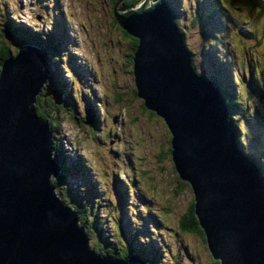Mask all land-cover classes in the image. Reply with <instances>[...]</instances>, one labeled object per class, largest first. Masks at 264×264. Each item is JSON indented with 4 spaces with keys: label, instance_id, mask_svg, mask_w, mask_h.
Here are the masks:
<instances>
[{
    "label": "water",
    "instance_id": "obj_1",
    "mask_svg": "<svg viewBox=\"0 0 264 264\" xmlns=\"http://www.w3.org/2000/svg\"><path fill=\"white\" fill-rule=\"evenodd\" d=\"M165 5L142 0L114 12L137 40L135 96L169 133L170 160L191 191L210 257L218 264H264L259 168L236 147L222 93L190 63L176 15ZM41 52L17 45L0 62V264H154L133 252L121 258L93 248L77 208L56 193L51 118L42 120L33 105L42 90L55 104L62 100L46 84ZM84 113L91 123V111Z\"/></svg>",
    "mask_w": 264,
    "mask_h": 264
},
{
    "label": "rangeland",
    "instance_id": "obj_2",
    "mask_svg": "<svg viewBox=\"0 0 264 264\" xmlns=\"http://www.w3.org/2000/svg\"><path fill=\"white\" fill-rule=\"evenodd\" d=\"M166 1L172 5L168 8L176 15L180 33H184L192 65L203 76L210 75L215 65L205 64L200 54L208 41L201 36L195 10L199 4L212 3L223 15L222 23L214 30L218 40L212 44L211 57L223 64L221 68L225 71L219 79H223L225 89L236 87L233 93L240 100L238 105L244 115L236 117L238 137L246 148L244 129L253 133L257 131V121L264 124V0ZM118 10L109 0H0V50L7 47L14 54L17 48L1 31L8 20L26 34L23 38L12 35L14 40H23L20 45L42 51L33 42L36 36L33 30L63 42L69 55L61 62H66L68 70H74L73 77L70 78L72 72H64L52 59L49 64L46 59L44 63L51 68V78L55 73L60 75L65 90L75 94L77 103L70 99V106L58 108L52 142L68 157L69 165L75 162L84 168L87 186L94 184L95 194L90 201L98 208L99 224L107 240L120 239L119 226L131 246L153 250L152 254L156 251L155 262L161 260L159 264L171 259L166 246L171 247L176 253L173 258L181 264H213L201 236L180 231L178 227V217L186 210L192 194L173 169L166 141L169 133L162 119L142 106L135 96L131 72L121 62L128 39L123 38L119 25L111 22V16ZM128 36L136 39L132 34ZM250 73L258 74L256 87L249 80ZM97 103L103 104L101 109ZM88 109L92 118L96 117L95 124L84 122ZM246 114H250L255 128H248ZM261 143L264 149V139ZM126 179L134 185V192L127 194L124 202L120 181L127 185ZM69 186L73 189L70 183ZM61 199L72 206L69 198ZM141 206L151 214L143 226L139 225L135 212L136 209L140 212ZM89 234L94 235L89 236L90 245L97 249L93 245L97 236Z\"/></svg>",
    "mask_w": 264,
    "mask_h": 264
},
{
    "label": "trees",
    "instance_id": "obj_3",
    "mask_svg": "<svg viewBox=\"0 0 264 264\" xmlns=\"http://www.w3.org/2000/svg\"><path fill=\"white\" fill-rule=\"evenodd\" d=\"M109 1H111L112 6L116 5L117 9L123 10V9H125V8H127L133 4L141 1V0H109ZM163 1L167 5V7L172 6L166 0H163ZM204 1L207 2L206 0H204ZM251 2L253 3L254 0H251ZM181 8H183V6ZM0 14H2V13L0 12ZM220 16H223V15L219 14V10L216 7H214V5L212 3H208V5L205 3H202V4H199L197 6V8L195 10V19L198 22L201 36L208 41L207 45H203V46H205V48L203 50H201L200 54H201L203 62L205 64L215 65V70L213 67L210 66L211 67V72H209L210 75H205V77L213 78L215 80V82L217 83L216 85L222 91L223 96H225L226 105H227L226 106L227 112H228L229 118H231V120H232L233 127L237 131V134H236L237 139H238V141H240V138L238 137L239 125L236 122V117L244 116V115L241 113L242 111L240 109V106L238 105L240 103V100L237 99V96L233 93L236 91L235 90L236 87H235V85H233V90L232 89H230V90L225 89L223 79L222 78L219 79L220 73L221 72L223 73V71H225L224 68H221L223 66V64L222 63H216L215 60L212 59V57H211L212 56V44L216 40V37H217V33L214 30L216 29L215 27L217 24L222 23ZM174 20H175L176 24L179 26L177 19L174 18ZM216 21H218V23H216ZM113 23H114V21H113ZM180 27L181 26H179V29L181 30ZM33 28H35V27H33ZM118 28L121 31L123 38L128 39L127 40L128 45H127V51L126 52L128 54L129 61H131V53H129V52H130V50L135 49L136 46L134 47V45L136 44L137 40L134 37L128 36L124 32V30L122 28H120L119 26H118ZM1 31L7 36L8 39H10L12 42H14V44H16V45L23 44L22 39L14 40L12 37L14 36L16 38H19V37L23 38V36H25L26 34L21 30L20 27L14 26V24H11L9 20L4 22ZM33 31H35V35H36L33 39V42L35 44H37V46L42 50V52L44 54V58L46 60H48L47 64H49L50 59H52L53 62H56V64L58 63L57 66H59L65 72L70 73V72L74 71V70L70 71L71 69L68 70V67L65 64V62H61V60H63V59H65V61H66V57L69 55L67 53V51H64V49H63V42L56 41V39L50 35L47 36L46 34H40V30H38V31L33 30ZM183 35H184V33H183ZM24 43H25V41H24ZM16 51H17V48H16ZM16 51H15V53H16ZM8 52H10V51L7 49V47H3V49L0 50V62L3 60V58H5L8 55ZM217 65H219V67H217ZM46 67L48 68V72H47L48 80L46 81L47 86L50 89L55 88L54 90L60 95L62 101L60 104H55L54 101L52 100L51 96L45 95V91L42 90L40 95L35 97V102H34L33 106H34L35 113L42 120L47 121L48 119L51 118L50 130H51V133H53L54 128H52V125L54 124L53 120L56 119V117H57L58 108L63 107V106H67V105L70 106V104H71L70 99L72 100V102L76 101L77 99H76L74 93L71 94L70 92L63 90V86L60 84V83H62V81L59 80L60 76H58V73L57 74L55 73V77L51 78V68L48 67V65H46ZM216 67H217V69H216ZM125 68L127 71L130 70V72H131V68L128 67V64H125ZM194 69H195V67H194ZM257 76H258V74H255V75H253L251 73L249 74V80L252 79V82L254 84L253 86H255V87H256V83H258L260 80L259 78H257ZM239 77H240V79H242V77L240 75H239ZM259 77H261V79H262L261 74H259ZM70 78H72V77H70ZM55 80L58 81V84H60L63 91L60 90L59 88H57L53 84ZM217 81H221V84L218 83ZM227 84H229V82H227ZM221 85L224 87H222ZM70 91L72 92V89H70ZM84 92L85 93L88 92L90 94V91H88V90H86V91L84 90ZM85 93L83 95H85ZM78 95H81V94H79V91H78ZM43 96H46V97H43ZM115 101H117V100H115ZM96 105H97V108H99V109H101L103 106L102 103H97ZM72 106H73V108H75L73 103H72ZM123 110H124V108H123ZM257 115H258L257 118H260L261 115L260 114H257ZM91 122H92V124L96 123V117L94 115H93ZM246 122H247L248 128H249V126L251 128L252 127L255 128V122L251 119L250 114L249 115L246 114ZM263 131H264V124L259 123L258 121H257V131L256 132L250 133V131H248L245 128L244 129V136H245V140L247 141L246 142L247 143L246 148L239 147L238 149L247 158L254 161L255 165L264 174V149H263L262 143H261V141L264 139V137L262 135ZM165 139H164V141H165ZM168 140H169V137L166 139V141L168 142ZM53 147H54L53 157L56 160L55 163H56V166L58 169L55 178L52 179V183L54 184V187L56 186V189H57L56 193L61 198L62 197L66 198L67 201H68V198L70 199L69 201L71 202V205L75 206L77 208V210L79 211L80 222L83 224L88 235L90 236L91 234H89V233L93 232L97 236L98 240L94 241L93 245L95 247H98L101 249L104 248L103 249L104 253H107L110 255H115V256L124 258L128 254L133 252V253H136L137 255H142L141 257L147 259L148 261L154 262V264H159V262H161V260H159L158 262L157 261L155 262L156 255L158 254V253H156V251L154 252V254H152L153 250L150 252L149 249H145L143 247H136L135 248L134 246H131L130 242L127 243L126 240L124 239V236L121 232L122 230L119 226H118V232H119L118 235H119L120 239L116 238L113 242H109L107 240V234H104L102 232L101 226L99 224V216L100 215H98V208H97V206L93 207L91 205L92 202L90 201V198L93 197L95 194L94 189H93L94 184L92 183V185L90 187H88L87 183H86V173L83 171L84 168H82L79 163H75V162H74V164L69 165L70 163L66 162V161H68V157H66V155L62 152V150L59 148V146L56 145V143H53ZM167 147H168V152H169V144L167 145ZM77 157L79 158L80 156H77ZM132 177H134V175ZM126 180H128V179H126ZM262 181L264 184V178L262 179ZM120 182H122V185L124 187V190L121 189L120 194L124 195V202H125L126 195L127 194L130 195V193L133 194L134 185L129 180H128L127 185L124 184V180H122ZM69 183L73 189L70 188ZM182 184H184V183H182ZM140 210L141 211L139 212L136 209L135 212L139 215V217H138L139 225L143 226L145 224V222H147V216L151 215V214L149 213L150 210L148 211L145 206H143V207L141 206ZM142 213H145L146 216H143ZM178 218H179L178 227H179L180 231H184L186 233L195 232L198 236H201L200 239L205 244L204 233L202 232L200 226L198 225L197 220L195 218V215L192 211V200L189 201L186 210L183 213H181ZM154 230H155L156 234L159 233V231H156L157 229H154ZM91 236L94 238V235H91ZM98 241L101 244L98 243ZM110 244L112 246H108ZM118 245L120 246L119 248H118ZM205 246H206V244H205ZM106 247H109L110 249H108ZM165 248L168 249L167 250L168 257L171 259H169V261H164L165 263H163V264H181L179 261H177L173 258V257H176V253L172 252L171 247L166 246ZM213 264H218V261L213 260Z\"/></svg>",
    "mask_w": 264,
    "mask_h": 264
},
{
    "label": "flooded vegetation",
    "instance_id": "obj_4",
    "mask_svg": "<svg viewBox=\"0 0 264 264\" xmlns=\"http://www.w3.org/2000/svg\"><path fill=\"white\" fill-rule=\"evenodd\" d=\"M115 7H116V5H115ZM117 8V7H116ZM118 11H120V10H118ZM112 14V13H111ZM113 21H114V24L116 23L117 24V22H116V20H115V18H114V16L112 15L111 16V22L113 23ZM118 26V25H117ZM125 32V31H124ZM129 35V34H128ZM125 39H127V38H125ZM216 40H218V37H216ZM136 44H137V42H136ZM136 44L134 45V47L136 46ZM126 48H127V46H125ZM124 49V52H123V54H122V57H121V62H122V64H128V67L129 68H131V61H129V57H128V54H127V49ZM129 53H131V55H132V50H130V52ZM65 64H66V62H65ZM63 70V69H62ZM64 71V70H63ZM72 71V70H71ZM65 72V71H64ZM58 76H60V75H58ZM70 76L71 77H73V72L72 73H70ZM57 78V77H56ZM47 80H48V78H47ZM59 80H61V79H59ZM62 81V80H61ZM57 88H59L60 90H62V88H61V86H60V84L63 86V84L62 83H60V84H58V81L57 80H55L54 81V83H53ZM63 90L65 91V88H64V86H63ZM62 90V91H63ZM43 97H46V96H43ZM77 101V100H76ZM75 101V103H77ZM75 158H78L77 156H75ZM103 250V249H102Z\"/></svg>",
    "mask_w": 264,
    "mask_h": 264
},
{
    "label": "bare ground",
    "instance_id": "obj_5",
    "mask_svg": "<svg viewBox=\"0 0 264 264\" xmlns=\"http://www.w3.org/2000/svg\"><path fill=\"white\" fill-rule=\"evenodd\" d=\"M175 21V20H174ZM182 38H183V46L187 49V47L185 46V44H184V35H182ZM67 42V41H66ZM66 44H68V43H66ZM137 45V44H136ZM190 63H192V61L190 62ZM203 76V75H202ZM203 77H205V76H203ZM205 78H207V77H205ZM207 79H211V80H213L214 82H215V80L213 79V78H207ZM216 83V82H215ZM217 84V83H216ZM219 88V87H218ZM220 90V89H219ZM221 91V90H220ZM40 93L41 92H39L38 93V95H40ZM221 93H222V91H221ZM37 95V96H38ZM59 95V94H58ZM59 97H60V95H59ZM60 99H61V97H60ZM222 102H223V104H224V106L226 107L227 105H226V100H225V96H223V94H222ZM226 109H227V107H226ZM230 123H231V125H232V120H231V118H230ZM232 127H233V125H232ZM233 130H234V141H235V143H236V147L237 148H239V147H244L243 146V143L241 142V140L240 141H238V139H237V136H236V134H237V131L235 130V128L233 127ZM54 158V157H53ZM54 160H55V158H54ZM56 161V160H55ZM259 173H260V176H261V178L263 179L264 178V174L259 170Z\"/></svg>",
    "mask_w": 264,
    "mask_h": 264
}]
</instances>
